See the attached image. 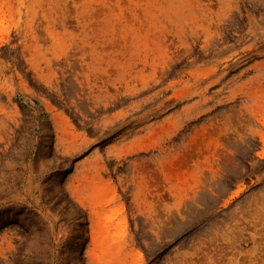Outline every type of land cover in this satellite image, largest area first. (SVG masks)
<instances>
[{
  "label": "rangeland",
  "instance_id": "rangeland-1",
  "mask_svg": "<svg viewBox=\"0 0 264 264\" xmlns=\"http://www.w3.org/2000/svg\"><path fill=\"white\" fill-rule=\"evenodd\" d=\"M0 264H264V0H0Z\"/></svg>",
  "mask_w": 264,
  "mask_h": 264
}]
</instances>
